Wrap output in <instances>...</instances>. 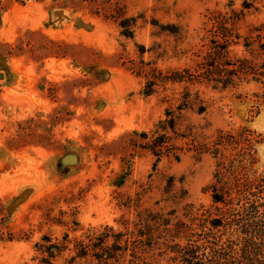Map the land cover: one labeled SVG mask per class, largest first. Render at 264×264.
<instances>
[{
    "label": "rangeland",
    "instance_id": "1",
    "mask_svg": "<svg viewBox=\"0 0 264 264\" xmlns=\"http://www.w3.org/2000/svg\"><path fill=\"white\" fill-rule=\"evenodd\" d=\"M124 1L127 14L137 16L133 37L121 35L116 22L93 14L87 3L1 0L0 264H43L38 242L65 245L52 263L68 264L75 241L97 237L105 226L112 227L109 234L125 232L122 222L134 221L139 210L176 208L182 217L184 203L211 204L205 190L214 171L211 156L195 159L179 139L180 160L163 157L154 169V157L133 146L139 139L133 132L153 129L167 106L175 109L181 90L167 85L143 96L145 70L194 66L211 38L207 16L230 9L229 1L238 10L242 0ZM253 5L258 9L247 10L236 26L240 34L264 22V0ZM229 49L230 55L244 53L241 45ZM191 90L199 92L206 109L183 110L179 131L194 125L210 140L218 129L248 127L260 141L253 169L263 174L261 87L242 82ZM170 178L174 186L167 193ZM180 187L184 200L177 197ZM128 240V248L139 251L133 258L126 249L121 264H175L163 246L143 252L141 242ZM111 243L109 237L104 244ZM75 262L97 264L90 257Z\"/></svg>",
    "mask_w": 264,
    "mask_h": 264
},
{
    "label": "trees",
    "instance_id": "2",
    "mask_svg": "<svg viewBox=\"0 0 264 264\" xmlns=\"http://www.w3.org/2000/svg\"><path fill=\"white\" fill-rule=\"evenodd\" d=\"M18 1L24 3L26 0ZM254 1L242 0L238 10L232 8L233 2L229 1L227 6L230 9L210 12L207 23L211 24V38L207 50L194 66L166 71L149 68L145 70V82L140 90L143 96H149L158 88L166 90L167 85H180L175 109L167 106L165 117L159 119L153 129L134 131L139 139L137 143L132 140L133 146L154 157V169L163 157L180 160L181 147L176 143L179 139H185L187 149L195 159L211 156L214 171L211 182L205 187L210 193L211 204L196 207L190 202L184 203L182 217L178 216L176 208L165 213L147 208L139 210L134 221L125 219L122 222L125 232L109 234L112 227L105 226L99 236L89 235L86 242L75 241V254L67 260L68 264H77L76 258L87 257L96 259L97 264H121L126 249H130V257L135 258L139 250L137 247L128 248V238L141 242L143 252L147 247L163 246L172 253L170 259L175 264H264V173L256 174L253 169L257 161L255 143L260 142L253 138L254 131L246 126L237 132L218 129L207 140L204 134L195 130L194 125H187L179 131L177 124L183 110L202 113L206 109L199 92L191 90L192 86L225 89L242 82H253L261 87L259 96L264 102V22L251 25L244 35L236 31L246 11L251 7L258 9L253 5ZM84 3L91 5L93 14L116 22L121 35L133 37L137 16L127 14L124 0H64L63 7ZM231 44L241 45L244 53L230 55ZM143 72L144 67L141 66L138 73ZM166 98L163 100L168 101ZM125 175L124 172L118 178L124 179ZM121 183L120 180L117 186ZM173 186L170 178L165 188L167 193ZM179 191L180 197H177L184 200L186 190L180 187ZM125 235L127 238L121 244ZM109 237H112L110 246L104 244ZM41 239L49 242L47 236ZM182 239L185 240L183 244L180 243ZM36 247L43 254L40 262L53 264L52 259L64 250L65 245L38 242Z\"/></svg>",
    "mask_w": 264,
    "mask_h": 264
},
{
    "label": "water",
    "instance_id": "3",
    "mask_svg": "<svg viewBox=\"0 0 264 264\" xmlns=\"http://www.w3.org/2000/svg\"><path fill=\"white\" fill-rule=\"evenodd\" d=\"M0 77H1V75H0Z\"/></svg>",
    "mask_w": 264,
    "mask_h": 264
}]
</instances>
